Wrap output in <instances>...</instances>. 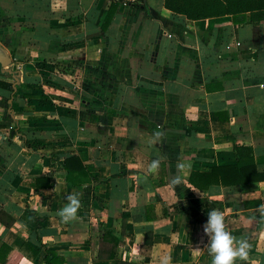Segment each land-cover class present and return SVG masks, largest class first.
Here are the masks:
<instances>
[{"label": "crops", "instance_id": "obj_1", "mask_svg": "<svg viewBox=\"0 0 264 264\" xmlns=\"http://www.w3.org/2000/svg\"><path fill=\"white\" fill-rule=\"evenodd\" d=\"M0 45L11 58L0 81L20 72L14 91L0 86V212L13 219L0 223L5 264H44L43 246L67 264H159L164 254L210 264V209L251 244L237 264H264V181L189 183L192 171L235 164L236 146L264 172V21H189L164 0H0ZM78 53L86 79L103 72L104 102L36 65ZM74 156L84 169L67 172ZM42 176L52 187L36 192ZM70 195L80 207L65 222L57 212Z\"/></svg>", "mask_w": 264, "mask_h": 264}, {"label": "trees", "instance_id": "obj_2", "mask_svg": "<svg viewBox=\"0 0 264 264\" xmlns=\"http://www.w3.org/2000/svg\"><path fill=\"white\" fill-rule=\"evenodd\" d=\"M164 8L173 14L185 17L189 21L230 16L233 24H243L246 15H250L253 22L264 21V0H164ZM208 60H211V58L209 57ZM5 73H8L13 78L14 82L8 83L0 81V86L7 88V90H15V88L12 87L16 83L19 84L20 72L6 71ZM235 155L236 163L233 165L215 166L207 172L192 171L189 183L194 188L203 191L208 190L212 186L233 187L264 181V172L258 171L254 161V154L250 147L236 146ZM73 162L79 164L81 171L84 169L79 158L74 156L64 161V169L67 172H70L69 166ZM51 187V178L42 176L36 179L34 191H39L38 188L49 189ZM3 216H6V213L0 212V223L11 226L13 219L10 218L9 222H6ZM111 235L112 233L110 231H106L104 239L107 240V237ZM116 245L117 244H115V246ZM43 247L44 264H67L57 250L47 246ZM8 250L9 248L7 245H2L0 247V264H5V257ZM36 254H38V251L34 250V255ZM116 263L127 264L120 261Z\"/></svg>", "mask_w": 264, "mask_h": 264}, {"label": "clouds", "instance_id": "obj_3", "mask_svg": "<svg viewBox=\"0 0 264 264\" xmlns=\"http://www.w3.org/2000/svg\"><path fill=\"white\" fill-rule=\"evenodd\" d=\"M184 163L178 164L179 169L186 168ZM158 168V161H152L148 171L153 172ZM174 185L180 183V176L173 177ZM68 202L58 210L57 215L65 222L75 218L80 207L77 195H70ZM203 232L207 236L205 248L210 257V264H237V261H248L251 244L246 237H237L228 230L224 213L219 209H210L207 220L203 225ZM159 264H171V256L164 254L159 258Z\"/></svg>", "mask_w": 264, "mask_h": 264}, {"label": "rangeland", "instance_id": "obj_4", "mask_svg": "<svg viewBox=\"0 0 264 264\" xmlns=\"http://www.w3.org/2000/svg\"><path fill=\"white\" fill-rule=\"evenodd\" d=\"M69 58L70 60L68 61V63H65V64L38 63L36 65H44V66L46 65L48 68H50L49 75L48 73L42 74V76H45L46 79L48 78L51 79V76L53 77L59 76L63 78V75H64L68 83L71 85L72 89L73 88L81 89L80 92L82 95H84V92H87V93L91 92L92 94L95 95L96 100L97 99L102 100L103 97H101L100 91H101V88L104 87V85L103 84L101 85L100 81H103V75H104L103 72L100 75L99 71L101 70L99 69L94 70V75H91L90 77L91 79H86L87 76H89L88 70L90 66L89 64L86 63L85 53H78L76 57L73 58V56H70ZM81 61H83V63ZM41 69L43 70V68ZM75 84L77 85L76 87H74Z\"/></svg>", "mask_w": 264, "mask_h": 264}, {"label": "water", "instance_id": "obj_5", "mask_svg": "<svg viewBox=\"0 0 264 264\" xmlns=\"http://www.w3.org/2000/svg\"><path fill=\"white\" fill-rule=\"evenodd\" d=\"M11 65V59L5 51V49L0 45V68H7ZM11 104L12 101H9Z\"/></svg>", "mask_w": 264, "mask_h": 264}, {"label": "built area", "instance_id": "obj_6", "mask_svg": "<svg viewBox=\"0 0 264 264\" xmlns=\"http://www.w3.org/2000/svg\"><path fill=\"white\" fill-rule=\"evenodd\" d=\"M168 37H171V36L169 35ZM238 46H239V43H236V47H238Z\"/></svg>", "mask_w": 264, "mask_h": 264}]
</instances>
